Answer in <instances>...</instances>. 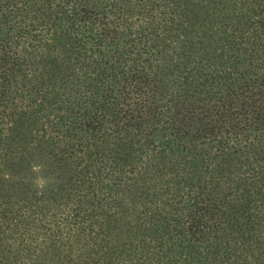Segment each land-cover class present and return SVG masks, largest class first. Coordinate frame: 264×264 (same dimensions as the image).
<instances>
[{
	"label": "trees",
	"instance_id": "1",
	"mask_svg": "<svg viewBox=\"0 0 264 264\" xmlns=\"http://www.w3.org/2000/svg\"><path fill=\"white\" fill-rule=\"evenodd\" d=\"M29 1L0 0V264H264V0Z\"/></svg>",
	"mask_w": 264,
	"mask_h": 264
},
{
	"label": "rangeland",
	"instance_id": "2",
	"mask_svg": "<svg viewBox=\"0 0 264 264\" xmlns=\"http://www.w3.org/2000/svg\"><path fill=\"white\" fill-rule=\"evenodd\" d=\"M57 0H32L24 7V10L27 13L38 15L40 12L47 11L46 9L50 8L52 11L54 4ZM138 0H131V2L126 3L130 8H135L137 6ZM73 40L71 37H65L60 34H57L51 42H48L47 54H50L52 57V63L49 62V59L46 58L43 60L46 61L47 68L45 69V78L47 81L54 86L53 89H56L61 84V78L63 73V68L67 64L70 57H73ZM56 60V62H55ZM61 66L58 68V66ZM1 82V80H0ZM4 87L0 86V94L3 92ZM43 104V103H42ZM44 114V109L42 106H37V108H27L21 116H19L17 131L20 133H25L28 135L33 132L34 128L42 120ZM39 151L40 150H36ZM36 158L32 163V171L35 178L36 185L39 186L46 184V180L43 177L42 167L38 166V154L35 155ZM182 164V163H181Z\"/></svg>",
	"mask_w": 264,
	"mask_h": 264
}]
</instances>
